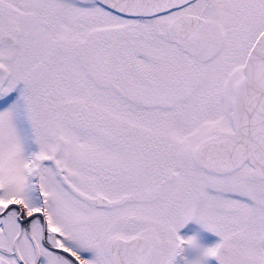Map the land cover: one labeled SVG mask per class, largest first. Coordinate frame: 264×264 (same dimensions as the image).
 <instances>
[{
  "label": "snow or ice",
  "instance_id": "6c2138e0",
  "mask_svg": "<svg viewBox=\"0 0 264 264\" xmlns=\"http://www.w3.org/2000/svg\"><path fill=\"white\" fill-rule=\"evenodd\" d=\"M186 245L264 264V0H0V264Z\"/></svg>",
  "mask_w": 264,
  "mask_h": 264
},
{
  "label": "flooded vegetation",
  "instance_id": "af4514ba",
  "mask_svg": "<svg viewBox=\"0 0 264 264\" xmlns=\"http://www.w3.org/2000/svg\"><path fill=\"white\" fill-rule=\"evenodd\" d=\"M196 224H197L196 221L189 222L182 229H180V235H182L185 238L189 236H196L198 243L202 247H210L219 241V237L211 231H208L207 239H201L199 230L195 228ZM199 253H200V250L186 245L184 247L183 252L180 254V256L176 258L175 263L179 262V264H184L186 260H192L198 257ZM206 264H218V261L213 257H209L206 259Z\"/></svg>",
  "mask_w": 264,
  "mask_h": 264
},
{
  "label": "rangeland",
  "instance_id": "374dc122",
  "mask_svg": "<svg viewBox=\"0 0 264 264\" xmlns=\"http://www.w3.org/2000/svg\"><path fill=\"white\" fill-rule=\"evenodd\" d=\"M195 228L199 230V233H200V238L201 239H207V233L209 230H207L206 228H204L202 225H200L199 223H197L195 225ZM200 255V253H199ZM185 264V263H184Z\"/></svg>",
  "mask_w": 264,
  "mask_h": 264
}]
</instances>
